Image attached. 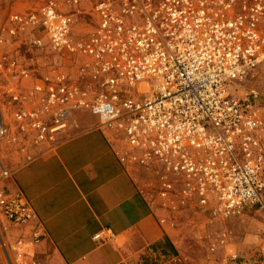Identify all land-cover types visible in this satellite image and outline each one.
I'll use <instances>...</instances> for the list:
<instances>
[{"label": "built area", "instance_id": "obj_1", "mask_svg": "<svg viewBox=\"0 0 264 264\" xmlns=\"http://www.w3.org/2000/svg\"><path fill=\"white\" fill-rule=\"evenodd\" d=\"M11 22V35L41 31L80 63L30 76L9 61L19 73L7 90L18 130L48 141L87 110L130 165L152 171L153 198L195 199L213 215L264 209V92L254 86L264 73V0H47ZM9 131L1 118L0 139ZM37 218L21 193L0 186L1 221L31 226L28 236L0 235L7 264H42ZM221 264H264V242L258 257Z\"/></svg>", "mask_w": 264, "mask_h": 264}, {"label": "crops", "instance_id": "obj_2", "mask_svg": "<svg viewBox=\"0 0 264 264\" xmlns=\"http://www.w3.org/2000/svg\"><path fill=\"white\" fill-rule=\"evenodd\" d=\"M8 171L7 177L1 174L0 186L21 193L37 214L34 223L42 226V241L35 248L42 264H132L166 238L176 246L142 172L98 123ZM250 218H240L249 223L244 230L230 229L231 240L222 249L226 258L259 256L264 217ZM16 231L28 236L31 226ZM102 231L108 235L103 242L95 238Z\"/></svg>", "mask_w": 264, "mask_h": 264}, {"label": "rangeland", "instance_id": "obj_3", "mask_svg": "<svg viewBox=\"0 0 264 264\" xmlns=\"http://www.w3.org/2000/svg\"><path fill=\"white\" fill-rule=\"evenodd\" d=\"M46 1L0 0V62H3L0 63V119L4 118L10 125L9 133L0 139V177L3 170H13L25 160L54 147L64 137L78 132L82 127L100 124L98 116L87 110L79 109L69 117L66 131L56 134L53 139L48 141L36 142L30 135L17 129L7 90L17 82L13 76L18 72H15V68L9 64V61L17 60L21 67L28 69L30 76L47 74L58 67L64 71L74 72L80 64L72 66L69 59L58 55L50 47L47 38L42 35L41 31L33 33L27 30L18 35L9 33V27L14 26L11 22L13 14L38 11L42 9V5ZM78 28L80 29L81 25ZM37 38L42 40L41 44L35 41ZM29 85L31 84L29 83ZM254 86L264 92V73L259 74ZM135 164L133 167L140 169L144 176V187L148 189V194L155 197L151 184V182H155L152 171ZM154 199L160 201L159 208L162 211L163 222L169 224L177 254L174 257H160L147 248L132 264H221L226 258L222 254V249L231 240L230 229L244 230L243 226L249 225V223L241 222L245 215L252 217L250 220L253 221L254 218L264 217V215L262 216L264 210L258 211L261 208H247L237 215L224 216L213 215L211 210L197 207L195 199L183 200L181 197ZM232 219L233 221H231ZM251 223L253 222L251 221L250 225ZM6 233L10 237L17 236L16 228L11 225L5 227L0 219V235L8 241ZM0 264H7L2 255H0Z\"/></svg>", "mask_w": 264, "mask_h": 264}, {"label": "trees", "instance_id": "obj_4", "mask_svg": "<svg viewBox=\"0 0 264 264\" xmlns=\"http://www.w3.org/2000/svg\"><path fill=\"white\" fill-rule=\"evenodd\" d=\"M150 248H152L150 250H152L156 256H160V257H172V256L174 257V255L177 254L176 247L168 238H166L165 240H163L158 244H154ZM156 250L159 251L160 253H157Z\"/></svg>", "mask_w": 264, "mask_h": 264}]
</instances>
